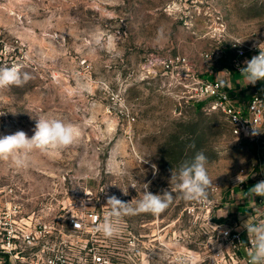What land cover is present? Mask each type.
<instances>
[{
    "label": "rangeland",
    "instance_id": "obj_1",
    "mask_svg": "<svg viewBox=\"0 0 264 264\" xmlns=\"http://www.w3.org/2000/svg\"><path fill=\"white\" fill-rule=\"evenodd\" d=\"M233 38L264 44V0H0V67L32 77L0 89V137L23 130L31 138L38 118L78 131L67 148L34 150L26 167L0 159L7 199L33 208L87 183L135 206L150 182L152 194L171 190L174 199L159 216H126L144 232V222L180 215L187 201L170 183L172 170L199 152L212 186L227 191L242 168L264 161V149L258 157L235 138L225 116L193 102L188 86L193 76L233 86L242 79L229 71ZM242 84V96L264 92V80Z\"/></svg>",
    "mask_w": 264,
    "mask_h": 264
},
{
    "label": "built area",
    "instance_id": "obj_2",
    "mask_svg": "<svg viewBox=\"0 0 264 264\" xmlns=\"http://www.w3.org/2000/svg\"><path fill=\"white\" fill-rule=\"evenodd\" d=\"M231 45L235 55L229 71L234 73L251 60L249 50L255 55L260 51L241 38H233ZM202 55L213 57L210 52ZM175 59L187 61L181 55ZM188 87L193 102L221 112L233 136L260 156L263 91L242 96L218 76H193ZM241 180L225 192L213 185L205 201H187L171 223L157 219L140 224L144 232H138L125 216L121 235L111 239L96 231L109 211L105 207L109 191L104 187L94 190L85 183L82 191H66L58 197L51 194L33 208L22 199H7L9 192L0 188V264H246L251 243L244 225L264 220V197L250 198L247 192L264 180L260 157L249 169H241Z\"/></svg>",
    "mask_w": 264,
    "mask_h": 264
},
{
    "label": "clouds",
    "instance_id": "obj_3",
    "mask_svg": "<svg viewBox=\"0 0 264 264\" xmlns=\"http://www.w3.org/2000/svg\"><path fill=\"white\" fill-rule=\"evenodd\" d=\"M97 38V43H99ZM264 44H260L259 54L246 62V67L240 69L245 80V84L255 85L257 81L264 80ZM28 72H22L19 67H0V89H6L11 86L22 87L30 79ZM255 134V133H254ZM78 137L77 129L68 123L59 119L38 118L34 135L29 138L23 130L14 134L0 137V159L8 160L17 167H26L30 162V153L34 150L46 151L49 149H63L75 143ZM143 162H147L144 160ZM207 158L202 153H197L191 162H184L180 165L178 172L172 170L171 181L175 182L174 187L180 193L185 201H200L207 199L208 189L212 186L213 180L210 178L207 170ZM152 168L154 174L157 171L156 165ZM237 181L242 183L241 176H237ZM149 183L142 185V197L136 201L135 206L131 202H123L115 195L107 198L106 206L109 211L104 220L100 223L96 231L105 238H117L125 228V216H133L142 213H149L153 216H159L173 202L172 191L164 190L163 194H152L149 189ZM137 190L136 184H130ZM120 188V187H119ZM124 195H128V187L120 188ZM250 198L264 197V180L257 182L248 190ZM87 194V193H86ZM75 227H81L77 221ZM248 238L251 247L247 250L246 264H264V220L258 223L246 224ZM194 260V258H193Z\"/></svg>",
    "mask_w": 264,
    "mask_h": 264
},
{
    "label": "crops",
    "instance_id": "obj_4",
    "mask_svg": "<svg viewBox=\"0 0 264 264\" xmlns=\"http://www.w3.org/2000/svg\"><path fill=\"white\" fill-rule=\"evenodd\" d=\"M254 54H255V53H254ZM241 78H242V79L239 78L240 80H238V82H235V83H234V86H235L236 88L242 87V86H243L242 83H245V80H244L243 75L241 76ZM259 91H260V90H259ZM262 149H264V147H263ZM263 163H264V161H263Z\"/></svg>",
    "mask_w": 264,
    "mask_h": 264
},
{
    "label": "trees",
    "instance_id": "obj_5",
    "mask_svg": "<svg viewBox=\"0 0 264 264\" xmlns=\"http://www.w3.org/2000/svg\"><path fill=\"white\" fill-rule=\"evenodd\" d=\"M234 75L236 76V78H239V77H241V76H242V74H241V73H235ZM199 106H201V104H199Z\"/></svg>",
    "mask_w": 264,
    "mask_h": 264
}]
</instances>
